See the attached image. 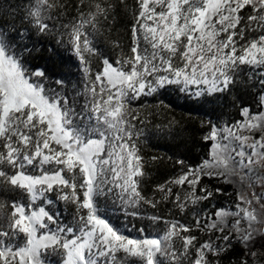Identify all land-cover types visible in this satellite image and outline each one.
<instances>
[{
  "label": "snow or ice",
  "instance_id": "obj_1",
  "mask_svg": "<svg viewBox=\"0 0 264 264\" xmlns=\"http://www.w3.org/2000/svg\"><path fill=\"white\" fill-rule=\"evenodd\" d=\"M119 4L128 7L126 0ZM30 5L27 36L0 25V264H48V250L60 264H220L237 243L244 249L240 264L249 258L260 264L251 249L258 241L264 246V0H135L131 55L114 63L95 43L115 15L111 0H80L68 23L61 19L65 0ZM33 29L55 32L71 48L82 90L67 94L60 79V91L49 88L45 72L28 66L23 41ZM97 57L102 67L93 77ZM243 66L250 80L260 77L257 110L242 106V119L213 125L203 137L212 142L210 151L197 166L177 161L181 171L166 183L182 192L157 185L164 199L175 195L180 212L192 211V223L150 216L163 222L162 235H125L101 214L99 197L117 195L128 206L159 202L142 194L146 173L137 140L143 129L133 122L139 118L131 102L168 85L195 97L226 93ZM204 179L234 185V206L200 208L214 196ZM57 201L75 205L71 222H60ZM193 230L207 239L200 242Z\"/></svg>",
  "mask_w": 264,
  "mask_h": 264
},
{
  "label": "trees",
  "instance_id": "obj_2",
  "mask_svg": "<svg viewBox=\"0 0 264 264\" xmlns=\"http://www.w3.org/2000/svg\"><path fill=\"white\" fill-rule=\"evenodd\" d=\"M111 2L117 5L115 15L109 16L108 20L103 22L100 34L95 37V43L99 52L114 63L117 59L131 55L134 23L132 12L135 0H126L127 8L120 5L119 0ZM65 3L68 11L61 19L68 23L77 15L80 0H65ZM30 6V0H0V25L8 32L20 31L27 36L25 28L29 25L26 14ZM250 12L251 9L248 8L243 14L247 15ZM252 35L254 34L249 35V39ZM58 40L55 32L38 34L33 29L31 39L23 41L28 45L23 55L32 70L40 69L45 72L46 78L41 79L47 87L60 91L61 86L55 83L60 79L64 81L63 91L74 94L75 91L83 89V72L75 53L66 44L58 43ZM141 46L147 45L142 43ZM101 67L102 59L94 58L91 73L93 77ZM250 75L251 70L243 66L236 85L229 92L222 94L195 97L190 92H181L176 85H168L150 96H141L133 100L130 107L139 120L143 121V123H139V120L133 121L143 129L137 140L139 154L143 157V170L146 173L141 183L142 194L159 202L154 208L143 203L128 206L123 204L117 195L110 194L98 198L101 214L125 235L136 238L142 235L163 234V222L153 223L148 219L150 216L191 224L192 211L180 212L173 204L175 195L164 199V194L157 189V185L171 186L173 194L182 192L180 186L166 183L180 173L181 165L177 161L183 160L186 166H197L207 158L210 151L212 142L205 141L203 137L213 125L223 127L242 119L240 115L242 106H250L252 111L257 110L256 93L261 89L260 77L253 76L250 80ZM80 103H83V98L80 99ZM234 179L236 180V177ZM203 184L214 192V196L200 204V208L214 211L217 207L234 206L236 200L234 185L215 179H204ZM217 187L222 189V193H215ZM115 193L118 194L116 189ZM55 210L61 223H69L75 213V205H65L62 201H57ZM140 229H144L143 234ZM191 234L196 235L200 242L207 239V236L198 230H193ZM251 250L258 251L257 258L260 264H264V246L258 241ZM243 256L244 249L237 243L223 253L219 261L220 264H240ZM45 258L48 264H60V256L51 250L45 253ZM249 264H252L251 258Z\"/></svg>",
  "mask_w": 264,
  "mask_h": 264
},
{
  "label": "rangeland",
  "instance_id": "obj_3",
  "mask_svg": "<svg viewBox=\"0 0 264 264\" xmlns=\"http://www.w3.org/2000/svg\"><path fill=\"white\" fill-rule=\"evenodd\" d=\"M236 180H237V182H238V181H239V177H236ZM116 190H117V192L119 193L120 190H119V189H116ZM246 190H247V191H252V189H247V188H246ZM255 190H256V191H260V188L257 187Z\"/></svg>",
  "mask_w": 264,
  "mask_h": 264
}]
</instances>
